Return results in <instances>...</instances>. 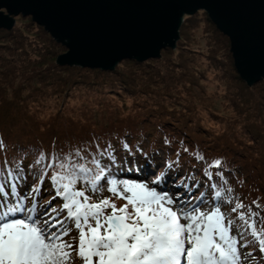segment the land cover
Returning a JSON list of instances; mask_svg holds the SVG:
<instances>
[{
  "label": "snow or ice",
  "instance_id": "obj_1",
  "mask_svg": "<svg viewBox=\"0 0 264 264\" xmlns=\"http://www.w3.org/2000/svg\"><path fill=\"white\" fill-rule=\"evenodd\" d=\"M202 6L233 38L241 75L264 74V0ZM131 7L148 11L107 21L69 17V47L152 43L187 5L151 0ZM222 7L227 14L216 11ZM171 143L164 138L165 147ZM182 152L189 149L178 148L174 156L148 151L125 135L115 144L94 137L66 149H22L11 159L5 154L0 264H258L253 252L264 254V209L236 196L222 158L209 162L193 150L197 163L189 171ZM145 166L152 171L145 173ZM105 190L108 196L93 199Z\"/></svg>",
  "mask_w": 264,
  "mask_h": 264
},
{
  "label": "trees",
  "instance_id": "obj_2",
  "mask_svg": "<svg viewBox=\"0 0 264 264\" xmlns=\"http://www.w3.org/2000/svg\"><path fill=\"white\" fill-rule=\"evenodd\" d=\"M207 16L198 12L184 19L185 34L197 32L196 35L204 38L198 27L204 28L208 52H202L204 49L200 47L191 49L197 46L193 42L199 44L198 41H181L174 57L184 59L175 68L179 79L172 86L173 72L157 68L155 64L161 58H169L172 51L168 49L156 60L120 63L121 67L130 69L137 66L138 73H143L136 78L146 81L144 87L152 92L140 96L134 94L142 93L141 88L132 84L135 77L127 68L104 71L60 66L57 62L60 53H50L58 48L64 54L67 48L30 17L17 18L11 30L0 29V141L6 146L5 150H0V160L5 154L11 159L22 149H66L69 143L89 141L94 137L115 144L118 137L127 135L129 144L139 141L146 150L162 149L165 155L174 156L176 149L187 147L189 153H181V163L189 171L191 165L197 163L191 155L193 150L209 162L222 158L236 196L246 206L258 201L264 209V81L249 86L240 78L230 54V40ZM41 32L45 36H41ZM45 41L52 49L46 48ZM209 67L217 68L219 77L211 80L212 70L205 71ZM210 82L216 86L220 82L218 84L224 89V101L220 102L229 109L226 120L220 116L208 118L201 105L186 96L185 91L190 90L191 83V90L207 95ZM116 86L128 89L116 91ZM130 87L134 93L129 91ZM87 88L102 93L95 103L84 101ZM121 91L126 93L122 95ZM50 99L53 102L49 108L57 112L60 105L61 109L56 116L50 111L40 118L37 110L46 108ZM165 137L172 142L170 148L163 144ZM200 167L202 165L198 164L197 168ZM196 174L200 177L199 170ZM108 195L105 190L94 198ZM116 202L118 206L123 203ZM253 210H256L255 205ZM253 253L260 259L264 255Z\"/></svg>",
  "mask_w": 264,
  "mask_h": 264
},
{
  "label": "water",
  "instance_id": "obj_3",
  "mask_svg": "<svg viewBox=\"0 0 264 264\" xmlns=\"http://www.w3.org/2000/svg\"><path fill=\"white\" fill-rule=\"evenodd\" d=\"M150 2L151 0H0V29L11 30L16 18L30 17L36 24L44 27L53 39L67 48V51L57 59L60 66L112 71L122 61L136 60L143 63L159 59L163 50L176 47L184 16H194L204 11L216 28L230 40V52L240 78L249 86L264 79V74L258 71H253L247 77L241 75L233 38L217 22L219 16H214L213 12L202 6L205 3L227 5L231 0H180L187 8L173 14L161 37L149 44L123 42L106 49L84 48L79 44L75 50L69 47L68 39L71 32L66 25L69 17H87L101 21L125 19L148 11L131 5ZM216 11L219 14H227L229 9L222 7Z\"/></svg>",
  "mask_w": 264,
  "mask_h": 264
},
{
  "label": "rangeland",
  "instance_id": "obj_4",
  "mask_svg": "<svg viewBox=\"0 0 264 264\" xmlns=\"http://www.w3.org/2000/svg\"><path fill=\"white\" fill-rule=\"evenodd\" d=\"M200 12H204V11H200ZM205 13V12H204ZM21 17V16H20ZM186 17H191V16H184V18L183 19H185ZM208 17V16H207ZM19 18V17H18ZM17 19V18H16ZM34 22V21H33ZM183 25V24H182ZM183 28H184V26H181V28H180V31H179V35H180V39L178 40V42L176 43V47L175 48H173V49H171V48H167L168 50H170V51H172V52H170L169 53V58L168 59H166L167 57H165V59L163 58H161L158 62H156L155 64H156V67L157 68H160V69H163V70H168V71H170V73L171 72H173V76H172V79H171V82H170V86H172L171 84H173V83H175V82H177L178 81V79H179V75L176 73V71H175V68L176 67H179V64H181V63H183L182 61H183V59H184V57H174V55L176 54L175 52L177 51V49H180V43H181V41L182 42H184V43H187L188 41L187 40H190V41H198L199 42V44H197V43H195V42H193L195 45H197V46H191V49H194L195 50V48H197V47H200L201 49H204V50H202V52H208V50H206L205 48H208V45H206V43L208 42L207 40H205V38H207L206 37V33H203V31H204V28H202V27H198L199 29H198V31H200V32H202L201 33V35H203L204 36V38H202V37H200V36H198V35H196L197 34V32H196V34L195 35H192V33L189 31V32H187V34H185L184 33V30H183ZM8 31V30H7ZM36 32V31H35ZM18 36H21L20 34H18ZM23 36V35H22ZM41 36H45L42 32H41ZM185 37L187 38V39H185ZM23 40H25V38H24V36H23ZM47 43V44H46ZM49 42H46L45 41V43L44 44H46V48H51L50 46H49V44H48ZM34 46H35V48L37 49L38 47V45L36 46L34 43H32ZM208 44V43H207ZM65 47V46H64ZM52 49V48H51ZM166 49V50H167ZM215 50H217L216 49V47H215ZM217 51H219V50H217ZM50 53V52H49ZM60 53V55H62L63 54V51H58V48H56L55 49V51H53V52H51L50 54H56V55H58ZM65 53V52H64ZM230 54H231V52H230ZM154 60H156V59H154ZM129 61V60H128ZM171 62V63H168V62ZM173 61H175V62H173ZM155 64H154V66H155ZM119 66L117 67L116 66V68H120L121 66H120V63L118 64ZM171 65V66H170ZM121 68H127L126 66H122ZM128 70H130L131 71V73H132V75L135 77H132V78H134V81L136 82H134V83H132V84H134V86H136V85H138L139 86V88H141V92L142 93H139L140 91H138V93H134L133 92V90H132V88L130 87L129 88V91L130 92H132V93H134V94H136V95H138V96H140V95H147L146 93L147 92H152V91H150V90H148L146 87H144L145 85H144V83L143 82H146V81H143V82H141V81H138V79L136 78L139 74L140 75H142L143 73L140 71L139 73H138V71H139V69H138V67L136 66V68L133 66L131 69L130 68H127ZM207 70H212V72L210 73L211 74V76H210V79L211 80H214L215 78H217V77H219V75H220V71L217 69V68H215V67H213V69L211 68V67H209V68H205V71H206V73H207ZM222 73V72H221ZM214 74H217V75H214ZM45 76H51L50 74H45ZM190 76V75H189ZM76 77H79V76H76ZM146 78V77H145ZM169 78H171V77H169ZM192 79V78H191ZM263 81H264V79H263ZM167 84L169 83L168 81L166 82ZM218 83H220V82H218ZM217 83V86L213 83V82H210L209 83V88L207 89V95L206 94H204L203 92L202 93H199V94H197V92H195L194 90H191L192 89V83L190 84V85H188V88L190 89V90H186L185 91V93H186V96H191V98H193V99H191L192 101H194L196 104L197 103H199L198 105L200 106V108H202L203 110V112L204 113H208L207 115H208V118H211L212 116L213 117H218V116H220V117H222L223 118V120H226V119H228L226 116H227V112H228V107H227V105L226 104H224V103H222V102H220V101H224V89H223V87H220V84H218ZM260 83V82H259ZM161 85H163L162 83H161ZM176 86H181V85H176ZM87 89H89L88 91H84V101L86 102V101H91V103L92 102H94L95 103V101L98 99V96L100 95V94H102L100 91H96L95 90V88H87ZM121 89H128V88H123L122 86H116V88H115V90L116 91H120ZM156 91H158L157 89H156ZM78 92V91H77ZM122 92V95L123 94H125L126 93V91H121ZM128 92V91H127ZM158 93V92H157ZM159 94V93H158ZM209 99H208V98ZM220 97H222V98H220ZM78 98V95L75 97V99H77ZM225 99H226V97H225ZM190 100V101H191ZM203 100H205V102H201V101H203ZM53 101L50 99V101H49V105H47V107L46 108H42L41 110H37L41 115L39 116L40 118H42V117H44V114H45V112H52V115H54V116H56L57 115V112H58V110L59 109H61L60 108V105H59V108H58V110H57V112H54L51 108H49L50 106H51V103H52ZM212 105V106H211ZM211 107V108H210ZM32 110H36V108H32ZM47 110V111H46ZM49 114V113H48ZM207 124H208V122H206ZM207 126H209V124L207 125ZM141 163L143 164V162L141 161ZM145 169H147V170H149V172H147V173H150L152 170L150 169V168H148V167H146L145 166ZM44 195V197H46V195H47V193L46 194H43ZM73 235H76V232L75 231H73V233H72ZM256 257V256H255ZM257 260V259H256ZM258 262V264H260V262L259 261H257Z\"/></svg>",
  "mask_w": 264,
  "mask_h": 264
},
{
  "label": "bare ground",
  "instance_id": "obj_5",
  "mask_svg": "<svg viewBox=\"0 0 264 264\" xmlns=\"http://www.w3.org/2000/svg\"><path fill=\"white\" fill-rule=\"evenodd\" d=\"M149 172V170L145 169V173ZM136 175H139V174H136Z\"/></svg>",
  "mask_w": 264,
  "mask_h": 264
}]
</instances>
